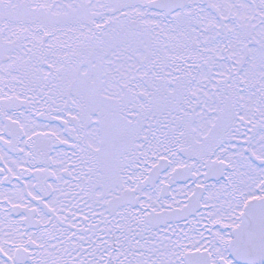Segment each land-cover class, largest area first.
<instances>
[{"label": "snow or ice", "instance_id": "snow-or-ice-1", "mask_svg": "<svg viewBox=\"0 0 264 264\" xmlns=\"http://www.w3.org/2000/svg\"><path fill=\"white\" fill-rule=\"evenodd\" d=\"M0 264H264V0H0Z\"/></svg>", "mask_w": 264, "mask_h": 264}]
</instances>
